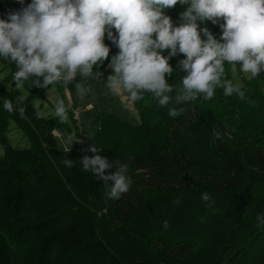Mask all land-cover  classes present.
<instances>
[{
	"label": "trees",
	"instance_id": "trees-1",
	"mask_svg": "<svg viewBox=\"0 0 264 264\" xmlns=\"http://www.w3.org/2000/svg\"><path fill=\"white\" fill-rule=\"evenodd\" d=\"M187 7L178 3L164 11L178 26ZM13 11L17 0H0V18ZM204 27L220 38L219 24L205 21ZM104 43L109 57L94 71L119 52L107 34ZM184 58L169 61L174 71L166 79L176 88L186 74L179 67ZM234 68L244 100L217 88L211 100L173 99L161 107L144 93L134 101L141 126L99 113L96 134L82 130L84 143L67 153L54 133L59 118L38 119L34 107L54 84L38 87L31 77L23 96L13 81L15 62L0 57V264H264V226H257V215L264 214V71L249 79L240 64L225 62V77L234 84ZM5 100L23 106L24 118L6 111ZM173 107L184 112L170 117ZM12 123L27 147L11 143ZM90 144L113 162L106 174L116 171L115 162L128 165L132 184L118 200L107 199L103 181L83 171L80 159L94 155L86 151ZM65 159L75 161L73 167Z\"/></svg>",
	"mask_w": 264,
	"mask_h": 264
},
{
	"label": "clouds",
	"instance_id": "clouds-1",
	"mask_svg": "<svg viewBox=\"0 0 264 264\" xmlns=\"http://www.w3.org/2000/svg\"><path fill=\"white\" fill-rule=\"evenodd\" d=\"M19 2L23 5L24 0ZM178 3L188 7L180 13L182 23L176 26L164 10ZM205 21L219 24V39L207 27L200 28ZM105 34L119 49L108 64L113 73L108 75L106 87L113 95L128 93L132 101L151 93L166 107L173 99L177 104L200 97L211 100L217 88L226 97L235 94L244 100L243 85L225 77V62L240 64L249 79L264 71V0H31L21 10L10 12L7 19L0 18V57L15 62L17 89L31 77L36 78L32 85L45 89L57 83L68 86L77 73L91 77L94 66L108 59ZM165 50L168 55L162 54ZM178 54L185 57L179 67L186 74L176 88L166 76L173 73L169 61ZM75 88L80 99L90 91L81 83ZM22 102L18 100V104ZM34 107L38 119L47 118L38 104ZM70 107L60 99L52 115L67 123ZM4 109L18 111L24 118L25 108H14L10 100L4 101ZM183 112V108L173 107L168 115L176 118ZM214 136L222 139L219 130ZM57 138L67 153L71 145L84 143L75 132ZM86 151L94 155L80 159L82 169L103 181L107 199L118 200L129 191L132 179L127 164L115 162L116 171L106 174L113 162L99 154L102 149L90 144ZM63 163L71 168L75 161L65 159ZM202 200L210 202V195L203 193ZM257 221L258 227L264 226V214H258ZM163 227H169L168 221Z\"/></svg>",
	"mask_w": 264,
	"mask_h": 264
},
{
	"label": "rangeland",
	"instance_id": "rangeland-1",
	"mask_svg": "<svg viewBox=\"0 0 264 264\" xmlns=\"http://www.w3.org/2000/svg\"><path fill=\"white\" fill-rule=\"evenodd\" d=\"M29 3H31V0H24L23 5H21L19 0H17L18 11ZM99 72L101 75H99ZM112 73L113 70L108 66L101 71H94L93 75L87 78L77 73L76 78L68 86L63 83L54 84L46 91L44 97L35 100V104L39 105L41 112L47 114V117L54 116L52 113L54 112L55 104L60 99L64 100L66 107L71 105L70 109L73 112L76 109L80 110L79 119L76 118L75 114H70L67 123H61L58 126V130H56L58 136L66 137L69 133L75 132L79 137L82 130L89 136L95 135L97 132L95 117L102 112L119 115L124 121H128L134 126H141L143 118L139 114L134 101L130 99L129 94L121 92L119 95H113L106 87L107 77ZM244 74L249 76V74ZM234 77L237 82H241L235 68ZM76 83H81L90 89L83 99H80L77 95ZM19 93L23 96L27 95L24 89H20ZM9 138L16 147L25 148L29 145L27 137L14 123L11 125ZM2 155L3 148L0 145V156Z\"/></svg>",
	"mask_w": 264,
	"mask_h": 264
}]
</instances>
